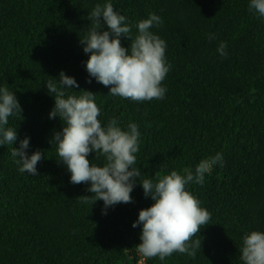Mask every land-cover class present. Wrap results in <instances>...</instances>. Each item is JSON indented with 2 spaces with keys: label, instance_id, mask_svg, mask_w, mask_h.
I'll return each mask as SVG.
<instances>
[{
  "label": "trees",
  "instance_id": "16d2710c",
  "mask_svg": "<svg viewBox=\"0 0 264 264\" xmlns=\"http://www.w3.org/2000/svg\"><path fill=\"white\" fill-rule=\"evenodd\" d=\"M107 2L127 17L133 38L149 13L162 17L151 31L167 43L165 99L130 101L88 82L81 38L91 27L88 14ZM221 41L226 56L217 52ZM61 71L79 84L68 94H95L102 125L112 118L122 129L138 125L140 180L194 172L201 159L223 154V166L202 186H187L211 213L194 237L201 240L195 256L139 255L141 228L132 224L154 203L140 185L132 203L104 215L88 185L70 183L50 143L63 123L48 118L54 98L45 86ZM0 86L15 92L23 109L8 126L17 127L18 141L31 137L29 154L45 157L39 175L30 176L18 171L11 146L0 147V264H243L242 237L264 231V18L249 11V0H0ZM88 159L104 162L95 153Z\"/></svg>",
  "mask_w": 264,
  "mask_h": 264
},
{
  "label": "clouds",
  "instance_id": "9594fccd",
  "mask_svg": "<svg viewBox=\"0 0 264 264\" xmlns=\"http://www.w3.org/2000/svg\"><path fill=\"white\" fill-rule=\"evenodd\" d=\"M249 11L258 18H264V0H249ZM91 27L81 38L83 52L88 55L84 61L89 74L88 82H96L109 87V94L130 101L143 102L165 99L168 91L162 85L171 69L167 62V43L151 31L163 25L161 16L149 13L148 18L139 21L135 38L132 25L127 17L114 9L111 2L103 6L97 4L88 14ZM131 41L122 46L121 38ZM208 39H215L209 34ZM227 43L221 41L217 52L227 55ZM48 94L54 98V107L49 119L59 118L63 127L55 132L50 143L56 145L58 162L70 174V183L86 184L93 196L92 204L102 200V214L120 203H132L131 193L137 185L143 189L145 198L154 203L139 210L132 227H140V243L136 250L145 259L158 258L164 261L174 253L195 256L201 248V240H195L200 230L209 225L211 213L201 206V201L187 188L190 184L203 185L206 174H211L214 166H223V154L201 159L184 174L173 170L158 178L140 180L142 172L136 167L141 133L138 125L129 123L122 129L118 118L110 119L102 125L98 119L100 108L95 102V94L83 91L77 96L68 94L79 88L72 76L64 71L58 79L46 82ZM23 109L15 92L0 86V147L11 146V156L21 174L38 176L37 164L45 157L40 150L29 154L31 137L18 141L17 127L9 125L10 117L21 116ZM19 147H13L15 143ZM102 156V165L92 163L89 154ZM240 260L243 264H264V231H251L242 237Z\"/></svg>",
  "mask_w": 264,
  "mask_h": 264
}]
</instances>
